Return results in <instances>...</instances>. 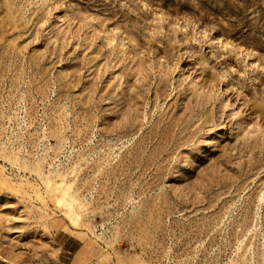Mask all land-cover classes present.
<instances>
[{
	"label": "rangeland",
	"instance_id": "obj_1",
	"mask_svg": "<svg viewBox=\"0 0 264 264\" xmlns=\"http://www.w3.org/2000/svg\"><path fill=\"white\" fill-rule=\"evenodd\" d=\"M62 242L264 264V0H0V264Z\"/></svg>",
	"mask_w": 264,
	"mask_h": 264
},
{
	"label": "crops",
	"instance_id": "obj_2",
	"mask_svg": "<svg viewBox=\"0 0 264 264\" xmlns=\"http://www.w3.org/2000/svg\"><path fill=\"white\" fill-rule=\"evenodd\" d=\"M66 231V230H64ZM72 235V234H70ZM73 239H77L76 236H73ZM83 249L82 244L79 243L78 246H73L72 244H67L66 242L59 243V251L60 252H68V253H73V264H80L81 260V251Z\"/></svg>",
	"mask_w": 264,
	"mask_h": 264
}]
</instances>
